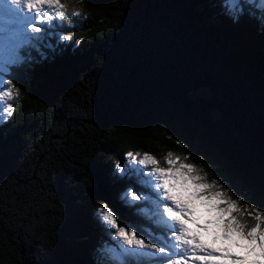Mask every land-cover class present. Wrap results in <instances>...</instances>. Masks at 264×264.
<instances>
[{"label": "trees", "instance_id": "obj_1", "mask_svg": "<svg viewBox=\"0 0 264 264\" xmlns=\"http://www.w3.org/2000/svg\"><path fill=\"white\" fill-rule=\"evenodd\" d=\"M70 3L73 40L18 72L0 124V264H97V202L136 219L111 178L128 151L188 155L264 211L257 22L227 17L221 0Z\"/></svg>", "mask_w": 264, "mask_h": 264}, {"label": "snow or ice", "instance_id": "obj_2", "mask_svg": "<svg viewBox=\"0 0 264 264\" xmlns=\"http://www.w3.org/2000/svg\"><path fill=\"white\" fill-rule=\"evenodd\" d=\"M220 7L232 20L248 16L264 31V0H221ZM81 15L70 0H0V123L16 110L18 72L48 60L61 42L72 41L62 22ZM188 159L173 151L161 159L150 152L125 153L111 178L121 206L136 219L130 222L108 203L94 210L107 236L97 249V264H264V211L242 204L243 193L233 199L231 182L209 179ZM197 203L210 215L202 224L194 213ZM204 234L211 235V243L202 239Z\"/></svg>", "mask_w": 264, "mask_h": 264}, {"label": "rangeland", "instance_id": "obj_3", "mask_svg": "<svg viewBox=\"0 0 264 264\" xmlns=\"http://www.w3.org/2000/svg\"><path fill=\"white\" fill-rule=\"evenodd\" d=\"M198 95H199V93H197ZM6 122V121H5ZM5 122H3V123H5ZM0 124H2V123H0ZM158 158V157H157ZM162 157H159L158 159H161ZM123 162H125V155H123L122 156V159H121V163H123ZM118 163V161H116V163H114L113 164V169L115 170V166H116V164ZM119 195H120V193H119ZM119 195H118V197H119ZM101 203H107V202H97V204L95 205V209L101 204ZM109 207H111V208H113L111 205H109ZM94 209V210H95ZM114 210V209H113ZM115 211V210H114ZM194 213H195V217H197L198 218V221H199V223H204L206 220H208L209 218H210V215H209V212H208V210H207V208L205 207V205H203V204H199V203H197V205H196V207H195V209H194ZM211 215L212 216H215V213L213 212V213H211ZM188 227L189 228H192V229H194L195 227H196V225L195 224H192V223H189L188 224ZM202 239H205L206 241H208L209 243H211V235H209V234H204V235H202ZM233 239H235V237L233 238ZM243 243V242H242ZM216 247H219L220 246V241L218 240L217 241V243H216V245H215ZM232 251L233 252H239L240 251V249H238V248H236V247H233L232 248Z\"/></svg>", "mask_w": 264, "mask_h": 264}]
</instances>
